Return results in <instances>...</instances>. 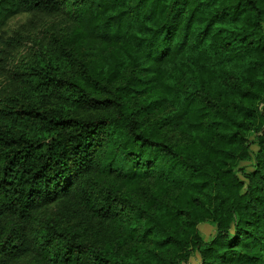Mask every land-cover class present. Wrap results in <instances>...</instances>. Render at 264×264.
<instances>
[{"label":"trees","instance_id":"trees-1","mask_svg":"<svg viewBox=\"0 0 264 264\" xmlns=\"http://www.w3.org/2000/svg\"><path fill=\"white\" fill-rule=\"evenodd\" d=\"M30 12L69 25L0 108V264H264V0H0V33Z\"/></svg>","mask_w":264,"mask_h":264},{"label":"rangeland","instance_id":"rangeland-1","mask_svg":"<svg viewBox=\"0 0 264 264\" xmlns=\"http://www.w3.org/2000/svg\"><path fill=\"white\" fill-rule=\"evenodd\" d=\"M69 20L63 13H19L9 18L0 33V108L3 100L14 95L17 86V75L27 66V62L34 59L38 49L44 52L52 49V40L62 34L68 27ZM6 39H11L6 43ZM248 161L239 164L247 167ZM56 203L49 204L47 211H53ZM41 214V213H40ZM200 234L208 240L214 234L215 227L208 223L198 226ZM199 260L195 253L189 263L194 264Z\"/></svg>","mask_w":264,"mask_h":264}]
</instances>
